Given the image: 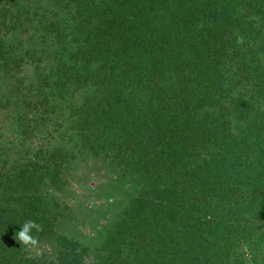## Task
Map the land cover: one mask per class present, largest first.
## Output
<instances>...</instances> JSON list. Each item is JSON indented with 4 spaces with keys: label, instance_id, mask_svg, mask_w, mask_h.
Instances as JSON below:
<instances>
[{
    "label": "trees",
    "instance_id": "trees-1",
    "mask_svg": "<svg viewBox=\"0 0 264 264\" xmlns=\"http://www.w3.org/2000/svg\"><path fill=\"white\" fill-rule=\"evenodd\" d=\"M52 3L33 52L45 66L20 96L113 166L129 204L88 262L55 238L41 189L60 182V147L1 165L0 264H264V0ZM26 220L55 239L50 257L16 241Z\"/></svg>",
    "mask_w": 264,
    "mask_h": 264
},
{
    "label": "rangeland",
    "instance_id": "rangeland-1",
    "mask_svg": "<svg viewBox=\"0 0 264 264\" xmlns=\"http://www.w3.org/2000/svg\"><path fill=\"white\" fill-rule=\"evenodd\" d=\"M3 6L9 8L4 13ZM57 13L52 0H12L10 5L0 0V40L13 44L8 51L14 59L6 66L0 61V166L8 167L22 158L28 162L41 147H60L67 155L60 182L56 187L46 185L41 189L49 193L52 205L58 203V208H53L55 238L80 245L90 262L128 208V191L120 181L121 175L104 159L71 149L69 138L57 133L66 127L51 123L49 120L55 121L53 116L44 118L40 112L26 108L35 97L20 96L45 66L43 57L33 56L41 50L44 32L39 18L45 15L49 19ZM48 242L22 247L30 256L50 257L55 239Z\"/></svg>",
    "mask_w": 264,
    "mask_h": 264
},
{
    "label": "clouds",
    "instance_id": "clouds-1",
    "mask_svg": "<svg viewBox=\"0 0 264 264\" xmlns=\"http://www.w3.org/2000/svg\"><path fill=\"white\" fill-rule=\"evenodd\" d=\"M33 229L38 232L41 230V226L35 221L26 220L20 226V230L15 234L16 241H18L21 246L25 248L37 245V238L31 234Z\"/></svg>",
    "mask_w": 264,
    "mask_h": 264
}]
</instances>
